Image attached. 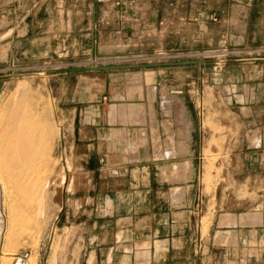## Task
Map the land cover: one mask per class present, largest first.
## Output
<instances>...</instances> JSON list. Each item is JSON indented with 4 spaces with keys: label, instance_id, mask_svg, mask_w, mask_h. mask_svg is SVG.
<instances>
[{
    "label": "crops",
    "instance_id": "crops-1",
    "mask_svg": "<svg viewBox=\"0 0 264 264\" xmlns=\"http://www.w3.org/2000/svg\"><path fill=\"white\" fill-rule=\"evenodd\" d=\"M117 1L0 0V68H7L10 62L132 52L137 42L145 49L159 44L195 51L222 43L244 49L264 44V0ZM193 16L203 20V25L198 26ZM248 51L241 53L254 52ZM259 52L261 56L225 61L226 84L240 86L238 93H230V100L264 102V74L250 77L248 72L241 74L240 80L228 74L230 60L234 59L243 60L242 70L256 66L264 71V50ZM201 62L206 64L205 59H197L159 62L151 67L104 65L91 72L79 67L65 69L66 77L96 79L98 85L76 98L80 104L74 106V117L79 118L75 141L82 144L86 155L83 165L90 181L96 180L100 187L101 183L113 181L112 188H100L98 193L107 206L95 221L99 238L95 243L96 260L109 264L136 262L133 247L144 241L149 247H161L159 259L154 258L157 250L151 249L153 263L264 264V209L259 221L247 209H208V231L188 239L185 214L191 211L186 205H191L194 198L187 202L181 188L189 179L179 172L169 178L160 170L168 162L170 150L176 151L173 157H185L179 154L181 146L169 148L163 140L167 130L174 132L177 139L181 136L187 115L170 109L173 100L182 97L188 79L185 69ZM164 87L169 88L168 93ZM149 103L154 107L152 112L146 106ZM168 119H172L169 125ZM194 136L193 126V145ZM154 138L159 145L154 144ZM178 164L182 171L190 165L188 161ZM250 231H261V237L254 240L246 236ZM186 245L194 246L192 252L186 254ZM255 246L260 251L253 257L249 249ZM234 247L238 252L235 255Z\"/></svg>",
    "mask_w": 264,
    "mask_h": 264
},
{
    "label": "rangeland",
    "instance_id": "rangeland-1",
    "mask_svg": "<svg viewBox=\"0 0 264 264\" xmlns=\"http://www.w3.org/2000/svg\"><path fill=\"white\" fill-rule=\"evenodd\" d=\"M194 17H198H192L198 25ZM136 47L132 52L95 57L10 62L7 68H0V264H14L17 257L21 259L20 264H109L95 257V243L99 239L95 221L101 217L104 205L107 206L98 195L99 190L112 188L113 181L101 183V187L96 180L90 181L83 165L86 155L82 144L75 141L79 118L74 117V106L80 104L76 98L98 85L96 79L66 77L65 69L71 67L91 72L104 65L151 67L159 62L205 59V65L201 62L185 69L188 79L182 88V97L172 102L171 111L187 115L180 138L167 130L163 140L169 148L181 146L183 150L179 154L185 157H173L176 151L170 150L168 162L160 167L161 173L171 178L179 172L185 180L189 179L181 188L187 202L194 198L191 205H186L191 211L185 214L188 239L208 231L205 212L208 209H247L254 220H260L264 209V147H260L264 144V102L230 100V93H238L240 86L226 84L223 68L230 58L261 56L259 51L264 50V44L244 49L225 47L222 43L198 51L159 44L145 49L141 42ZM243 50L254 52L241 53ZM95 58H100V62L91 61ZM230 61L228 74L238 80L248 72L250 77L264 74L256 66L242 70L243 60ZM151 81L152 78L148 83ZM163 90L169 92V88ZM233 97L240 99V96ZM146 106L151 112L154 110L150 103ZM171 121L168 119L167 125ZM20 126L30 132L33 141L30 147L36 155L15 164L9 162L3 148L8 141L16 139ZM153 140L155 145L160 144ZM182 161L189 162L187 171L181 170L178 162ZM37 183L42 188L45 186L44 191ZM246 236L259 239L261 231H250ZM148 245L142 241L133 247L137 261L130 264H162L153 263L150 255L151 249L157 250L154 258L159 259L161 247ZM193 248L186 245V254ZM196 248L199 249V244ZM4 251L11 252L5 255ZM259 251L258 246L249 249L253 257ZM232 253H238L235 247Z\"/></svg>",
    "mask_w": 264,
    "mask_h": 264
},
{
    "label": "bare ground",
    "instance_id": "bare-ground-1",
    "mask_svg": "<svg viewBox=\"0 0 264 264\" xmlns=\"http://www.w3.org/2000/svg\"><path fill=\"white\" fill-rule=\"evenodd\" d=\"M20 127L21 128H18V130L16 132V134H17L16 139L12 140V141H8L3 148V150L5 152V156L7 157L9 162L13 161L15 164L20 163L21 160L33 159L36 155L35 152H33V149L30 147V144H32V142H33L32 139H30L31 138L30 132L26 129H23L22 126H20ZM20 174H21V172L19 173V176H20ZM36 186L37 187L39 186L38 183L36 184ZM39 187L41 188V191H44L45 186H43V188H42V186H39ZM0 228H1V224H0ZM9 250L10 249H8V251ZM5 251L3 252V254H5V255H7L11 252L10 251L8 253ZM5 257H7V256H5ZM5 257H3V258H5ZM20 260H21L20 257H17V260L15 261L14 264H20L21 263ZM3 263L4 262H2V264Z\"/></svg>",
    "mask_w": 264,
    "mask_h": 264
},
{
    "label": "built area",
    "instance_id": "built-area-1",
    "mask_svg": "<svg viewBox=\"0 0 264 264\" xmlns=\"http://www.w3.org/2000/svg\"><path fill=\"white\" fill-rule=\"evenodd\" d=\"M129 0H118L117 2L118 3H121V4H126ZM213 19H215L216 17H212ZM195 20H198V25L201 26L203 24V21L202 20H199L197 19L196 17H194ZM163 22V21H161ZM100 58H95V59H91V61L93 62H100Z\"/></svg>",
    "mask_w": 264,
    "mask_h": 264
}]
</instances>
